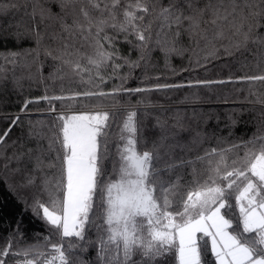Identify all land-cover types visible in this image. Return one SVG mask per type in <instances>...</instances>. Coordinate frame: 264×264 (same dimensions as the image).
I'll list each match as a JSON object with an SVG mask.
<instances>
[{"label":"snow or ice","instance_id":"1","mask_svg":"<svg viewBox=\"0 0 264 264\" xmlns=\"http://www.w3.org/2000/svg\"><path fill=\"white\" fill-rule=\"evenodd\" d=\"M21 7L16 39L34 46L0 53V84L10 68L18 94L25 81L44 93L3 117L0 179L49 234L21 247L22 221L11 225L0 264H264V94L253 90L264 71L249 74L264 64V0H0V15ZM245 52L253 60L238 61L241 75L171 79ZM186 54L188 66L174 67ZM41 56L57 62L47 76ZM228 84L248 85L234 91L261 108L257 131L177 156L201 133L152 116L163 105L148 94ZM41 102L51 121L25 127Z\"/></svg>","mask_w":264,"mask_h":264},{"label":"trees","instance_id":"2","mask_svg":"<svg viewBox=\"0 0 264 264\" xmlns=\"http://www.w3.org/2000/svg\"><path fill=\"white\" fill-rule=\"evenodd\" d=\"M21 5L25 4V0H19ZM30 10V9H29ZM25 7H21L15 11H10L7 14L0 15V53H8L16 51L20 48H30L34 45L31 41H18L16 39V24L22 19H26ZM127 52V46H123ZM188 54L184 59L173 58L172 64L176 68L188 66ZM133 58L135 54L133 53ZM45 67L43 74L47 76L53 71V67L57 62L41 56ZM239 60H253L252 52H245L242 55L237 54L235 59L224 58L215 61L214 64L208 66V71L197 69L194 72H185L182 76L172 77V80L179 82L181 79H223L228 75H241L243 72L239 67ZM27 70L17 69L16 75L26 73ZM35 71V69H33ZM155 71L159 73H167L163 63ZM247 71V69H246ZM264 71V64L259 69L252 68L249 74H256ZM139 74V70L136 71ZM11 69L6 73V79L3 84H0V130L6 127L7 121L3 119L8 114H19V109L22 103L27 98H35L44 93L42 86L32 84L29 86L27 81L24 82V90L22 94H18L13 90L11 83ZM51 83V82H49ZM58 83V82H57ZM248 85H218L211 88H192L173 90L170 93L157 92L148 94L152 104L163 105V109L154 108L149 112L152 116H159L162 120L172 121L173 118L179 116L180 119L191 123V127L199 131L202 140L199 144L191 148L190 151L176 150V155L185 159L194 160L197 155H203V150L206 148L226 147L230 142H239L249 139L253 133L257 131L260 123L261 108L259 105L252 107L245 102L247 92L234 91L236 88H247ZM253 90L258 94H264V87L259 85L253 86ZM187 98V101H185ZM255 99V96L249 97ZM131 103L136 104V98H132ZM94 106V103H93ZM47 104L44 102L33 103L30 105V113L24 117L25 127L29 119L33 122L43 120L51 121V114H47ZM195 114V115H194ZM234 122V123H233ZM146 124L148 129L152 128L153 120L147 119ZM24 129L15 128L12 137L15 138L23 134ZM147 137L156 135L155 131H146ZM189 134H184V141H188ZM223 141V143H220ZM2 175V173H0ZM176 175H184L187 179L190 175L189 169H180ZM11 178L0 179V245L4 243L2 238L6 237L11 231V225L18 221H22V230L24 237L20 241L21 247L26 244L42 242L43 237L49 234L48 227L32 214L21 202L20 197L13 191ZM235 218V214H232ZM235 226V225H234ZM90 255H95L90 252Z\"/></svg>","mask_w":264,"mask_h":264}]
</instances>
